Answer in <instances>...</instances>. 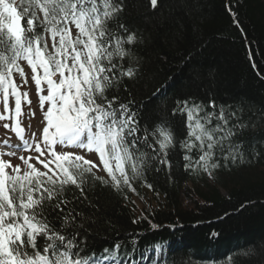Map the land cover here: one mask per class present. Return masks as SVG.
<instances>
[{
    "label": "snow or ice",
    "instance_id": "obj_1",
    "mask_svg": "<svg viewBox=\"0 0 264 264\" xmlns=\"http://www.w3.org/2000/svg\"><path fill=\"white\" fill-rule=\"evenodd\" d=\"M149 3L158 7V0ZM124 7L123 0H0V121L11 120L21 140L17 145L5 141L13 151L0 153V264H122L113 249L89 250V218L76 210L79 197L73 193L69 199V189L74 186L84 199L90 181L135 191L133 182L146 171L172 168L175 130L167 122L142 123L135 105L112 91L138 71L137 34L123 23L112 28ZM21 61L31 69L46 122L41 139L33 134L32 143L24 140L19 120L22 99L31 104L28 92H20L28 83ZM13 73L20 75V85ZM178 114L187 130L179 141L186 170L211 174L220 167L217 153L225 161L236 159L240 145L233 141L244 127L236 111L214 99L204 104L188 98L176 101L172 115ZM57 145L95 153L106 177L96 175L93 169H101L85 155L57 151ZM16 151L39 155L20 156L22 168L2 158ZM120 247L115 243L114 249Z\"/></svg>",
    "mask_w": 264,
    "mask_h": 264
},
{
    "label": "trees",
    "instance_id": "obj_2",
    "mask_svg": "<svg viewBox=\"0 0 264 264\" xmlns=\"http://www.w3.org/2000/svg\"><path fill=\"white\" fill-rule=\"evenodd\" d=\"M123 2L112 28L123 23L137 34L138 71L112 91L135 105L142 123L167 122L177 143L172 168L146 171L135 191L90 181L84 199L69 189L89 218V250L113 249L122 264H264V0H158L156 9L149 0ZM188 98L214 99L244 125L236 159L217 153L211 174L184 168L185 117L172 109Z\"/></svg>",
    "mask_w": 264,
    "mask_h": 264
},
{
    "label": "rangeland",
    "instance_id": "obj_3",
    "mask_svg": "<svg viewBox=\"0 0 264 264\" xmlns=\"http://www.w3.org/2000/svg\"><path fill=\"white\" fill-rule=\"evenodd\" d=\"M21 67H23L25 76L27 78L28 83L20 88V92H28V97L31 100V104H28L24 102L22 99L21 107L23 111V115L19 117L21 127L24 129L23 138L24 140L28 141L29 143H32L33 141V134H35V140L39 141L42 137V130L45 126L46 122L43 120V113L39 107V100L38 96L36 94V88L34 82L31 80V69L26 64H21ZM17 85H20L22 83L21 77H17L15 80ZM43 94H46L43 93ZM10 108H14V99L10 97L9 100ZM47 108V105H45V110ZM0 112H3V104L0 102ZM34 112L35 115L32 116L31 113ZM4 123H8L10 125L9 129L4 128ZM11 124L12 121H0V153H8L13 151V149L9 148L7 144L11 145H17L21 143V140L16 136V134L11 130ZM7 141V144L5 143ZM43 148V145H41ZM34 147V145H33ZM57 151H72L77 154L85 155V159H89L93 161V163H96L99 167L98 170L96 168L93 169V171L100 176L104 175V172L102 171V167L99 164V161L97 157L93 153H85L83 150L80 149H72V148H61V146H56ZM39 154L35 151H16L15 155L9 156V155H3L2 158L6 161H10V163L15 166L17 164H20L22 168L24 167L23 161L19 159L20 156H24L27 158L28 156L36 157ZM41 159H44V157H41ZM34 166L39 168L40 170L44 171L43 166L39 164L35 159H32L30 161ZM6 171L11 172V169H7ZM136 206L138 209H144L147 205V200L142 202L139 200H135Z\"/></svg>",
    "mask_w": 264,
    "mask_h": 264
}]
</instances>
